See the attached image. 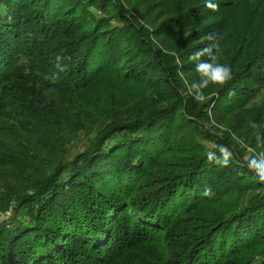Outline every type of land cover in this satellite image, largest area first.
Segmentation results:
<instances>
[{"label":"trees","instance_id":"1","mask_svg":"<svg viewBox=\"0 0 264 264\" xmlns=\"http://www.w3.org/2000/svg\"><path fill=\"white\" fill-rule=\"evenodd\" d=\"M213 2L0 0V264H264V0Z\"/></svg>","mask_w":264,"mask_h":264},{"label":"clouds","instance_id":"2","mask_svg":"<svg viewBox=\"0 0 264 264\" xmlns=\"http://www.w3.org/2000/svg\"><path fill=\"white\" fill-rule=\"evenodd\" d=\"M206 8L217 11L219 9V4L214 3L213 0H205ZM215 38V39H214ZM202 39L213 40L214 43L210 46H206L193 52L188 59L190 61H196V71L200 76L199 81L191 84V90L194 94V99L201 101L205 98L204 89L208 88L209 85H226L232 79V68L229 64L220 63V43L219 41L223 39L222 36H217L212 33L206 34ZM215 49V52H213ZM174 55V53H172ZM201 57H207L205 60H201ZM67 65L60 68L61 72L67 70ZM259 146V145H258ZM221 151L225 152L224 158L222 160L215 161L221 166L226 167L229 162L228 153L225 151V147L221 146ZM210 161L213 160L212 155L209 153L207 157ZM247 167L250 171H253L258 179L264 182V151L257 154L256 157L247 160ZM211 191V188H205L204 194L207 195Z\"/></svg>","mask_w":264,"mask_h":264},{"label":"rangeland","instance_id":"3","mask_svg":"<svg viewBox=\"0 0 264 264\" xmlns=\"http://www.w3.org/2000/svg\"><path fill=\"white\" fill-rule=\"evenodd\" d=\"M253 104L254 105L257 104V106L256 105L255 106L258 107V108H259V105H261L264 108V86L261 88V90L258 93V95L252 100V104L251 105H253ZM261 111H263V110H261ZM210 124L212 126L216 127V123L210 122ZM256 128L257 127H254V130L251 131V133L252 132H255L256 131ZM237 141H238V143H239V145L241 147H244L245 148V157H244L245 159H248L250 156H253V157H256L257 156L256 153L250 147L244 145V143H242L240 140H237ZM11 213H12L11 210H9L7 212H0V226L2 225V223L5 220H7L8 218L11 217V215H12Z\"/></svg>","mask_w":264,"mask_h":264}]
</instances>
